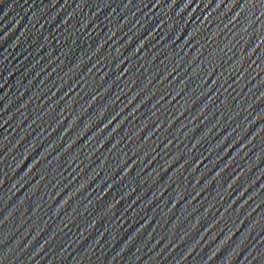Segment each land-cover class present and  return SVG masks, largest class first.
<instances>
[{
  "label": "water",
  "instance_id": "water-1",
  "mask_svg": "<svg viewBox=\"0 0 264 264\" xmlns=\"http://www.w3.org/2000/svg\"><path fill=\"white\" fill-rule=\"evenodd\" d=\"M263 32L264 0H0V264Z\"/></svg>",
  "mask_w": 264,
  "mask_h": 264
}]
</instances>
